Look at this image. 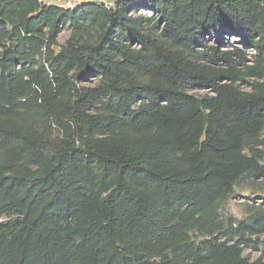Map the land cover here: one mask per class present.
Masks as SVG:
<instances>
[{
	"label": "trees",
	"instance_id": "1",
	"mask_svg": "<svg viewBox=\"0 0 264 264\" xmlns=\"http://www.w3.org/2000/svg\"><path fill=\"white\" fill-rule=\"evenodd\" d=\"M245 176L264 180V0H0V264H264L243 256L264 210L219 213Z\"/></svg>",
	"mask_w": 264,
	"mask_h": 264
},
{
	"label": "rangeland",
	"instance_id": "2",
	"mask_svg": "<svg viewBox=\"0 0 264 264\" xmlns=\"http://www.w3.org/2000/svg\"><path fill=\"white\" fill-rule=\"evenodd\" d=\"M149 16H153L152 11L146 12ZM83 30V29H82ZM87 30L81 31L80 33H84ZM75 30L71 25H67L62 28L60 34L58 35L57 42L58 46L55 47V50L58 51L60 46L66 44V42L72 38L75 34ZM210 44L214 45V39L210 38ZM232 40H237L233 38ZM237 43V42H236ZM236 48H241L238 44H228L222 47V52H233ZM253 53L254 51L249 50L247 52V62L240 65L239 68L244 67L245 65L253 64ZM251 79L249 82H252ZM100 82V77L98 75H92L83 79L80 84L86 86H95ZM241 89L244 91H251V87L249 83H241ZM188 92L196 97H203L207 94H210L207 90L201 89H189ZM264 210V180L263 179H255L250 176H245L239 184L235 187L232 195L222 202L220 208V216L226 222H234L238 224L239 222H250L254 219L255 215L260 211ZM194 239L199 242L203 240L205 237H201L198 233L193 234ZM253 240L256 239L255 236L252 237ZM264 240V236L261 241ZM243 256L250 261H255L260 258L264 260V244L263 242L256 247H246L243 250Z\"/></svg>",
	"mask_w": 264,
	"mask_h": 264
},
{
	"label": "built area",
	"instance_id": "3",
	"mask_svg": "<svg viewBox=\"0 0 264 264\" xmlns=\"http://www.w3.org/2000/svg\"><path fill=\"white\" fill-rule=\"evenodd\" d=\"M41 5L55 7L65 11H74L87 4H94L107 10H113L121 0H36ZM150 12V11H144ZM153 13V12H152Z\"/></svg>",
	"mask_w": 264,
	"mask_h": 264
}]
</instances>
